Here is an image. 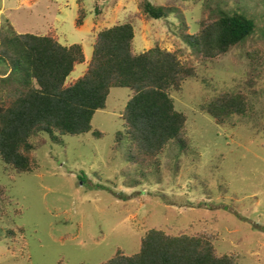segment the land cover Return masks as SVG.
<instances>
[{
    "label": "rangeland",
    "instance_id": "374dc122",
    "mask_svg": "<svg viewBox=\"0 0 264 264\" xmlns=\"http://www.w3.org/2000/svg\"><path fill=\"white\" fill-rule=\"evenodd\" d=\"M142 1L0 0V32H55L64 45H82L86 60L68 82L88 69L99 31L127 22L135 27L137 53L178 50L196 67L171 92L188 118L187 147L170 142L160 169L130 162L126 138L116 147L131 95L126 87L113 88L95 113L101 137L48 140L36 150L32 172L13 174L0 162V198H7L0 199V264H101L118 250L137 254L153 228L212 234L218 254L264 264V0H150L169 9L160 19L144 15ZM220 8L245 12L256 28L227 53L201 59L183 37ZM81 9L86 18L78 25ZM6 73L0 63V76ZM228 91L246 93L249 109L218 124L202 107Z\"/></svg>",
    "mask_w": 264,
    "mask_h": 264
},
{
    "label": "trees",
    "instance_id": "16d2710c",
    "mask_svg": "<svg viewBox=\"0 0 264 264\" xmlns=\"http://www.w3.org/2000/svg\"><path fill=\"white\" fill-rule=\"evenodd\" d=\"M141 10L153 19L170 13L150 0L141 2ZM213 13L215 18L203 22L196 34L183 37L204 60L227 53L256 28L245 12L220 8ZM85 14L81 9L78 25ZM135 33L132 22L100 30L88 69L68 82V76L86 60L81 44L64 45L55 32L40 35L2 29L0 63L8 73L0 76V162L13 174L32 172L38 167L36 150L48 140L61 143L64 135L88 132L101 137L92 120L106 108L116 87L131 91L121 115L124 133L116 137V147L127 139L130 162L160 169V157L170 142L185 150L188 118L177 110L171 92L181 90L196 67L184 62L178 50L155 46L137 53ZM202 108L224 124L230 116L248 111V96L242 91L224 92ZM5 192L0 185V193ZM214 241L208 233L171 235L153 228L143 237L137 254L118 250L101 264H237L236 255L218 254Z\"/></svg>",
    "mask_w": 264,
    "mask_h": 264
}]
</instances>
